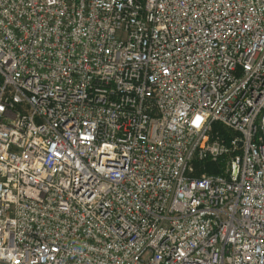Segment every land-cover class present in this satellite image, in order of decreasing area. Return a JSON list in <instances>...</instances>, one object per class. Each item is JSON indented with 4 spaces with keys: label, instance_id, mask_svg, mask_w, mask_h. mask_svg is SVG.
Wrapping results in <instances>:
<instances>
[{
    "label": "built area",
    "instance_id": "obj_1",
    "mask_svg": "<svg viewBox=\"0 0 264 264\" xmlns=\"http://www.w3.org/2000/svg\"><path fill=\"white\" fill-rule=\"evenodd\" d=\"M0 75V264H264V0H0Z\"/></svg>",
    "mask_w": 264,
    "mask_h": 264
},
{
    "label": "trees",
    "instance_id": "obj_2",
    "mask_svg": "<svg viewBox=\"0 0 264 264\" xmlns=\"http://www.w3.org/2000/svg\"><path fill=\"white\" fill-rule=\"evenodd\" d=\"M1 84H2V77L0 75V85ZM208 171L211 174H217L218 173V169L216 167H213V166H209Z\"/></svg>",
    "mask_w": 264,
    "mask_h": 264
},
{
    "label": "rangeland",
    "instance_id": "obj_3",
    "mask_svg": "<svg viewBox=\"0 0 264 264\" xmlns=\"http://www.w3.org/2000/svg\"><path fill=\"white\" fill-rule=\"evenodd\" d=\"M213 167H215V166H213ZM208 168H209V166H208ZM208 170V169H207Z\"/></svg>",
    "mask_w": 264,
    "mask_h": 264
},
{
    "label": "water",
    "instance_id": "obj_4",
    "mask_svg": "<svg viewBox=\"0 0 264 264\" xmlns=\"http://www.w3.org/2000/svg\"><path fill=\"white\" fill-rule=\"evenodd\" d=\"M236 174H237V169H236Z\"/></svg>",
    "mask_w": 264,
    "mask_h": 264
}]
</instances>
